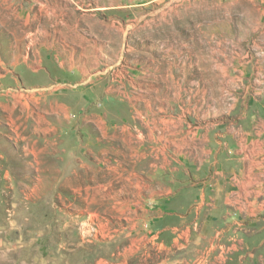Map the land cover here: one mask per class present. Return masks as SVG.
Returning <instances> with one entry per match:
<instances>
[{"label":"rangeland","instance_id":"obj_1","mask_svg":"<svg viewBox=\"0 0 264 264\" xmlns=\"http://www.w3.org/2000/svg\"><path fill=\"white\" fill-rule=\"evenodd\" d=\"M0 264H264V0H0Z\"/></svg>","mask_w":264,"mask_h":264},{"label":"crops","instance_id":"obj_2","mask_svg":"<svg viewBox=\"0 0 264 264\" xmlns=\"http://www.w3.org/2000/svg\"><path fill=\"white\" fill-rule=\"evenodd\" d=\"M239 155V153H237ZM243 155H246L245 153H243Z\"/></svg>","mask_w":264,"mask_h":264}]
</instances>
